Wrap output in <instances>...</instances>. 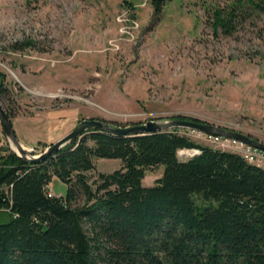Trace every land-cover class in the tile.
<instances>
[{
	"label": "rangeland",
	"instance_id": "obj_1",
	"mask_svg": "<svg viewBox=\"0 0 264 264\" xmlns=\"http://www.w3.org/2000/svg\"><path fill=\"white\" fill-rule=\"evenodd\" d=\"M229 1L169 0L155 15L151 0H0L7 88L0 102L15 115L33 108L40 118L68 109L71 124L54 129L52 143L83 119L126 127L183 117L264 144V13L250 12L231 35L215 32L212 8ZM179 133L220 149L201 132ZM47 134L36 132L41 140ZM49 145L27 149L39 155ZM120 167L119 160L98 159L91 176ZM162 173L148 170L143 185ZM48 191L65 197L67 185L52 177ZM6 220L0 214V223Z\"/></svg>",
	"mask_w": 264,
	"mask_h": 264
},
{
	"label": "trees",
	"instance_id": "obj_2",
	"mask_svg": "<svg viewBox=\"0 0 264 264\" xmlns=\"http://www.w3.org/2000/svg\"><path fill=\"white\" fill-rule=\"evenodd\" d=\"M167 1L151 0L155 15ZM250 12L264 13V0L216 5L211 24L231 35ZM0 83L1 98V72ZM192 149L199 153L179 159ZM98 159L121 167L93 177ZM52 177L67 185L65 197L49 194ZM0 214V264H264V169L177 128L91 130L41 163L0 147Z\"/></svg>",
	"mask_w": 264,
	"mask_h": 264
},
{
	"label": "water",
	"instance_id": "obj_3",
	"mask_svg": "<svg viewBox=\"0 0 264 264\" xmlns=\"http://www.w3.org/2000/svg\"><path fill=\"white\" fill-rule=\"evenodd\" d=\"M1 86V83H0ZM0 126L6 138L9 149L20 159L31 163H41L48 159L51 155L57 153L69 143L80 139L91 130H100L113 135L138 136L152 134L158 131H167L170 129H189L209 135L222 136L242 141L255 149L264 151V144L258 142L240 132L230 131L224 128L214 126L209 123H202L197 120H185L174 117L164 122L151 120L144 124H135L126 127H117L106 123L99 119H83L79 124L66 136L55 143H51L41 154L33 155V150H28L18 140L11 118L0 102Z\"/></svg>",
	"mask_w": 264,
	"mask_h": 264
},
{
	"label": "crops",
	"instance_id": "obj_4",
	"mask_svg": "<svg viewBox=\"0 0 264 264\" xmlns=\"http://www.w3.org/2000/svg\"><path fill=\"white\" fill-rule=\"evenodd\" d=\"M43 113L30 109L29 112L14 115L11 118L15 134L19 142L24 147H33L40 142L48 141L51 144V137L54 135V129L59 126H69L72 120V113L68 109H61L58 112L49 111L44 113L43 118H40ZM71 124V123H70ZM48 132L46 139H39L36 135L38 130L44 129Z\"/></svg>",
	"mask_w": 264,
	"mask_h": 264
},
{
	"label": "built area",
	"instance_id": "obj_5",
	"mask_svg": "<svg viewBox=\"0 0 264 264\" xmlns=\"http://www.w3.org/2000/svg\"><path fill=\"white\" fill-rule=\"evenodd\" d=\"M206 142H210L215 146H219L221 150L230 151L240 155L245 161L257 165L264 169V152L254 147L232 138H226L222 136L201 134ZM7 141L0 126V147L6 146ZM184 152L191 153L194 156L199 153L198 150H182ZM50 194V193H49Z\"/></svg>",
	"mask_w": 264,
	"mask_h": 264
}]
</instances>
